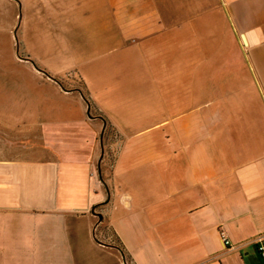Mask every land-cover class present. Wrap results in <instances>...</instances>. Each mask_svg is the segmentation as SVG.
Returning <instances> with one entry per match:
<instances>
[{"label": "crops", "instance_id": "obj_1", "mask_svg": "<svg viewBox=\"0 0 264 264\" xmlns=\"http://www.w3.org/2000/svg\"><path fill=\"white\" fill-rule=\"evenodd\" d=\"M24 1L76 62L42 143L0 152V264H128L103 225L134 264H264V0ZM163 34L184 71L139 68Z\"/></svg>", "mask_w": 264, "mask_h": 264}, {"label": "rangeland", "instance_id": "obj_2", "mask_svg": "<svg viewBox=\"0 0 264 264\" xmlns=\"http://www.w3.org/2000/svg\"><path fill=\"white\" fill-rule=\"evenodd\" d=\"M31 8H33V3L24 0H0V152L5 150L23 154L29 150L28 148L32 149L40 145L43 140L40 127L46 116L33 112L41 109L53 111L60 106L65 107L71 104L70 101L64 99V95L52 81L61 80V82L57 81L59 88L66 84L64 78L60 79L62 78L61 71L65 68H72V64L76 62L74 54L71 58V54H66L69 52L50 46L48 29H51L54 20H50L45 13L47 22L44 21L45 18H34L33 15L28 14V12H33ZM36 20L45 22V25L38 24ZM21 24L22 28L19 30ZM28 24L30 25L29 30H34L41 39L40 45H32L34 49H26L23 43L18 44L15 40L16 35L20 36ZM199 26H203V23ZM198 31L202 33V28H198ZM162 38L160 48L156 44L155 55H148V51L145 52L144 63L140 64L139 68L184 71L185 49L188 45L164 40L167 39L164 34ZM222 48L225 50V56L230 54L227 53L228 47H226L227 50ZM117 58L119 57L113 55V60L107 63V66L119 67L120 61ZM193 63L194 66L199 64V58L194 57ZM67 72L71 75L66 79L71 81L72 76L74 77L73 70L69 69ZM210 74L212 75V72ZM222 75L224 87L228 89L238 83L239 87H242L243 83L245 86L251 84V78L245 72L242 74L222 73ZM172 77L165 78L164 83H171L169 79ZM209 78H215V76ZM144 81L148 82L147 77ZM71 86L65 85L66 88ZM84 100L86 101V97ZM174 100L175 102L179 100L181 103V93L176 92ZM6 108L8 112L5 111ZM227 108L231 111L228 104ZM22 110L26 112L20 113ZM75 201L72 200L70 203L74 204ZM103 226V231H108V241H112L120 253L125 256L128 264H134V259L119 237L107 225Z\"/></svg>", "mask_w": 264, "mask_h": 264}, {"label": "built area", "instance_id": "obj_3", "mask_svg": "<svg viewBox=\"0 0 264 264\" xmlns=\"http://www.w3.org/2000/svg\"><path fill=\"white\" fill-rule=\"evenodd\" d=\"M222 238L224 240V243L226 246H233L231 239L229 237H227L224 232H222ZM258 245V251L261 254V256L264 259V233L259 234L257 237H255L254 239Z\"/></svg>", "mask_w": 264, "mask_h": 264}]
</instances>
